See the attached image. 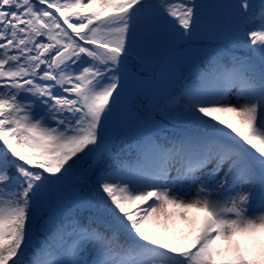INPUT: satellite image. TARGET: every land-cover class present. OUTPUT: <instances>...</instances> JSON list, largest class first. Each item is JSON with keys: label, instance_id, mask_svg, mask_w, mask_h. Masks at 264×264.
<instances>
[{"label": "snow or ice", "instance_id": "obj_1", "mask_svg": "<svg viewBox=\"0 0 264 264\" xmlns=\"http://www.w3.org/2000/svg\"><path fill=\"white\" fill-rule=\"evenodd\" d=\"M0 264H264V0H0Z\"/></svg>", "mask_w": 264, "mask_h": 264}, {"label": "trees", "instance_id": "obj_2", "mask_svg": "<svg viewBox=\"0 0 264 264\" xmlns=\"http://www.w3.org/2000/svg\"><path fill=\"white\" fill-rule=\"evenodd\" d=\"M200 39H207L206 37H197V40H200ZM210 43H212L210 41ZM212 44H215V43H212ZM217 45H214L213 47H216ZM237 54H242L241 52H239V50L237 51ZM164 92V89L163 91L161 90L160 91V94L162 95ZM219 127V125H217ZM137 131L139 130V125L137 126ZM227 130V129H226ZM117 145L118 146H114L112 148V152L117 156L118 159H121V160H124V159H127L129 161H132L135 153L133 152L131 155H129L128 153V147L126 144H122L120 143V141H117Z\"/></svg>", "mask_w": 264, "mask_h": 264}, {"label": "rangeland", "instance_id": "obj_3", "mask_svg": "<svg viewBox=\"0 0 264 264\" xmlns=\"http://www.w3.org/2000/svg\"><path fill=\"white\" fill-rule=\"evenodd\" d=\"M214 45H216V44H212V46H214ZM162 91H163V89H161ZM233 102H235V101H233ZM149 203H151V201H149ZM146 206V205H145Z\"/></svg>", "mask_w": 264, "mask_h": 264}]
</instances>
